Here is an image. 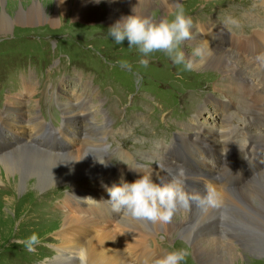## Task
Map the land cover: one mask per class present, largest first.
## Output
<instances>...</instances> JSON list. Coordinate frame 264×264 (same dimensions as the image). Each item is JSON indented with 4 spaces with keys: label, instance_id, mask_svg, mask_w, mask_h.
Returning a JSON list of instances; mask_svg holds the SVG:
<instances>
[{
    "label": "rangeland",
    "instance_id": "obj_1",
    "mask_svg": "<svg viewBox=\"0 0 264 264\" xmlns=\"http://www.w3.org/2000/svg\"><path fill=\"white\" fill-rule=\"evenodd\" d=\"M138 1L140 2V0ZM8 2L9 0H5L3 6L0 3V15L5 11L10 19H14L19 13L31 12L34 6H39L43 15L35 14L31 23L25 22L24 19L19 24L14 22L10 32L0 35V140L5 138L6 142L7 139L10 143L15 142V136L3 126V120L1 119L7 113L6 99L8 96L15 95L19 100H23L24 85L22 88L20 78H23L24 73L29 74L31 71V76H34L33 73L35 72L41 83V77L47 79V82L38 85L33 77L36 92L48 90L50 93L45 96V100L43 95L38 94L35 96L36 93H34L29 103L22 101V106L26 109L25 113L26 111L30 112L27 116L40 117L41 111L43 116L48 117L49 120L52 114L56 123L63 122L64 113L61 110V113L59 111V114H55L52 100L62 103L68 100L70 92L68 89L63 91L64 87L65 89L69 87L75 89V86L81 87V77L83 82L90 85V88H94V85L99 89V91L89 89L92 100L97 104L98 110L108 115L109 121L112 123H114L113 119L116 111L112 112L105 109L107 105L105 100L101 96L99 97V92L107 100L110 108L120 109L127 119L137 114H148L161 130H165L166 126L163 118L168 115L167 120L170 121L173 128H177L176 125L181 127L177 131L172 132V130H169L160 135L155 126L149 122L133 121L131 119L123 123L116 131L106 136L103 135L105 137L104 144L108 145V152L112 161L109 164L114 169H120L124 166V168L142 166V168H148L149 171H157L163 176L170 173L173 178L183 168L185 176L182 179L185 184L193 191L201 194L204 192H202L203 186L197 181L199 178L214 177L220 185H224L225 192H230L236 190L237 187L240 189V187L244 188L250 185L251 181L259 177L264 170V143L259 142L251 145L253 159H249L237 151L227 152L228 163L226 164L224 160L222 164H210L214 173L208 172L205 165L202 164L204 158L202 155L204 154L201 153L205 151V148L200 144L203 143L201 137L210 139L212 136L208 133L207 126L202 130H198L191 126L192 121L186 123L176 122L185 120L199 108L200 111L203 110V114L200 116L202 117V123L204 122L206 125H210V122L218 123L217 126L220 123V127L222 126L223 123L219 118L217 108L215 105L212 106L211 102L214 99L218 110L222 114L223 110H229V106H223V102L220 103L217 98L227 99L237 96L231 92H226V95H224L218 91H221L220 86L214 89L216 85L224 81L223 76L221 77L218 72H211V70L185 72L182 70V66H177L161 52L152 53L149 57H142L136 48L128 46L127 40L123 44H117L108 34L110 27L117 21H111L104 16L96 17L93 21L77 18L76 14L81 8H78L76 0H68L65 9L55 8L51 0H15L13 7H10ZM178 3L183 6L185 14L191 17L193 21L192 33L199 36L202 34L199 29L200 24H212L219 27L230 25L234 28V32L240 35L241 33H251L259 24L260 19L264 20V6L261 4V0H179ZM99 4L100 9L107 13L106 8L108 6H105L102 2ZM93 11L99 13L97 9ZM120 13H124V11ZM173 13L172 11L166 14L161 10L153 9L151 18L158 22L160 17H170ZM125 17L121 16V18ZM229 18L233 23L226 25L225 20ZM185 42L181 45V50L185 54L186 52L193 53L192 50L188 49V46H192L187 45ZM191 44L198 46L192 42ZM144 58L149 60L147 66L140 63V60ZM122 60H126L130 67L122 66L120 63ZM75 72L82 73L86 78L83 79L82 75L79 77ZM28 77H30V74ZM90 79L93 85L89 81ZM28 83L32 82H25V85ZM48 83L49 85L55 84V87L48 88ZM76 93L80 95L82 92L77 91ZM41 98L44 103L40 106L41 101L38 100H41ZM204 98L205 104L209 105L210 108L206 107L205 104L202 105ZM238 100H240V103L238 101L234 103L235 107L237 103L239 105L243 103L241 99ZM246 102L251 106V110L246 111V114L245 111L242 114L239 113L240 117L236 116V113L233 118L239 124H247L249 120L252 122L255 120V126H257L255 108H252L255 102L252 98H249ZM239 105L237 106L239 107ZM78 106H80V103L75 108L78 109ZM14 111L17 112V109H14ZM84 111L80 109V114ZM108 112L111 113V116ZM119 112H117L118 115H120ZM102 115V113H98L97 116L101 118ZM260 118L264 122V112H261ZM84 124L86 126L87 122ZM86 130L89 137L92 136L91 129L86 128ZM43 132L41 140L44 142L48 135L46 129ZM253 132L259 134V129L255 127ZM192 136L197 139L191 138ZM37 146L41 148V144H37ZM215 150L219 151V149ZM8 152L10 150H5L3 154ZM67 153L68 151H60L55 154ZM98 170V173H101L104 169L102 167ZM241 173L245 174L244 180L239 178ZM2 179L4 185L2 184L3 187L0 186V264H25V262L47 264L53 261L55 252L50 248L54 249V245L56 246L60 242L58 240V224L63 220L62 213L67 212L59 203L61 200H65L66 193L71 192L67 189L70 185L65 184L64 187L50 188L51 190L48 189L43 193L28 195L24 192L18 193L4 177ZM84 181L82 184H78L82 188L96 185L91 176L84 178ZM255 183H253V187ZM242 193L239 192L232 200L234 207L226 209L227 219L221 220L220 211L214 210L211 214L201 209L202 211L197 215L198 218H193V220L194 222L205 223L215 219L218 227L211 230V235L217 236L216 238L222 236L221 238L225 240L239 234L242 241L237 242L235 246L243 249V251H248V253H245L240 250L245 256L244 264H264V254L253 253L248 248L254 243L255 247L264 248V234L262 233V236H260L258 232H254V226L244 222L253 214L252 211L255 207L241 198ZM261 195L264 198V193ZM8 196L12 197L14 203L13 208L12 205L9 206L13 210L14 214L12 215L4 210L10 204L7 202ZM259 208L261 209V207ZM260 217L257 220H261ZM219 224H224L227 229L224 235L219 229ZM2 225L4 226L3 229L8 226L9 230L7 232L2 230ZM232 225L236 229H232ZM243 225L247 230L240 228ZM193 231H204V229L185 227L172 237L168 236L170 239L167 240L164 233L159 235L157 233L154 239H148V244L150 248L158 246L159 250L157 249V251L160 253H157L160 255L162 254L160 250L169 252L183 249L187 253L185 261L187 257L194 260L192 251L188 252L189 236L190 232ZM33 233L38 234L40 243L36 246L34 252H28L24 245L18 243V241L27 239ZM180 242L185 247L181 246ZM185 261L183 264H186Z\"/></svg>",
    "mask_w": 264,
    "mask_h": 264
},
{
    "label": "bare ground",
    "instance_id": "obj_2",
    "mask_svg": "<svg viewBox=\"0 0 264 264\" xmlns=\"http://www.w3.org/2000/svg\"><path fill=\"white\" fill-rule=\"evenodd\" d=\"M4 1L5 0H0L2 6ZM76 1L78 8H81L76 14L77 18L93 21L96 17L104 16L111 21H119L123 19L121 16L125 17L133 14L151 18L153 9L161 10L166 14L172 11L175 12L176 4L179 0H140V2L138 0ZM261 1V4L264 6V0ZM51 2L55 5V8L65 9L68 0H51ZM101 2L104 3L105 6H108V9L106 8L107 13L100 9L99 5L101 4L99 3ZM8 4L10 7H13L15 0H9ZM94 9H97L99 13H94ZM33 10L34 12H32ZM33 10L29 13H19L14 19H10L4 11L0 15V35H5L10 32L14 22L19 24L23 21L22 19H24L25 22L31 23L34 20L35 14L43 15L39 6H34ZM123 11L124 13H120ZM161 19H163V17H160L159 20ZM199 28L202 32L201 36L192 33V38L187 40L204 49V56L202 58L193 57L197 65L195 70H211V72H218L221 77L223 76L222 79H224V81L216 85L214 89L220 86L221 91H218L222 92L224 95H226V92H231L233 95L237 96L235 98H227L233 105L238 99H241L243 103L240 104V107L243 109H240L238 113L244 110L246 114V111L251 110V106L248 105L247 102L244 103V99L252 98L255 102L252 108H255L257 126L263 125L264 122L260 117L261 112H264V20L260 19L259 24L256 25L255 30L251 33L252 36L241 38H239L240 35L231 36L227 34V32L226 34H221L217 32L212 24H201ZM191 42L185 43L191 45L192 47L188 46V49L193 51L198 46L192 45ZM186 54L187 57L192 56V53L189 54L186 52ZM24 91L31 95L33 92L32 83L24 85ZM76 92L74 93V97L77 100L82 99L85 106L91 104V100H85L84 93L87 94V92H82L80 95ZM70 100H72V97ZM22 101L15 95L8 96L6 99L7 113L1 120H3L5 128L13 132L16 136V141L15 143H5V138L0 140V143H5V148L2 149L0 147V186L3 187L4 185L2 183V178L4 177V179L10 183V186H13L18 193L24 192V194L28 193L29 195L43 193L50 188L55 189L64 187L63 185L67 184L70 185L67 189L71 192L69 196L67 195L65 198L69 197L68 200H75V192L82 189L78 184H82V182H85L84 178L91 176L99 188L106 192L110 200L109 193L107 192L109 186L98 173L99 168H107L110 165L105 158L107 152L102 134L104 124L109 121L108 115L98 110L97 104H94L92 108L96 110L94 114L95 117H92L86 126L85 124L82 125V121L84 122L82 119L93 116L92 111L86 109L80 114V110H76L72 102L66 100L61 104L65 125H67V130L63 132V135L68 136L69 133H71V128H77L78 131L81 130V132L89 128L91 129L92 136L86 137L85 142L81 140L80 136H77L78 138L72 136L68 139L69 144H71L70 152L67 154H55L43 149L42 145L41 148L37 146L39 140L35 138L37 134L36 131L43 130V128L46 127V123L42 121L41 117L27 116L30 112L26 111L25 113L26 109L23 108ZM223 104V106H229L228 104ZM14 109H17V112L14 111ZM98 113L103 114L101 118H98ZM202 114L203 110L200 111L198 108L192 121H198ZM220 116L221 118H219L223 123L221 127L220 123L219 126H217L218 123L211 122L210 125L206 126L209 134L216 133L218 135V141L223 139V144L227 148H230L232 144H236L234 147L238 149L245 147L246 144H243L242 141L247 135V138L244 139V143H249V146L258 144L259 142L264 143V134L263 136L257 133L254 134L249 126L243 124L238 127L237 121L233 118L234 115L229 116V113L222 112ZM219 147L221 146L219 145ZM4 149H10V152L3 154ZM163 153L162 155H164ZM96 156H104L105 164L99 163ZM138 174L140 178L142 173L138 172ZM254 182L256 183L253 187ZM217 187L224 194L226 209L234 207L232 200L235 199L239 192H243L241 198L247 201L251 206L257 207L253 209V214L244 222L254 226V232L256 231L262 236V233L264 234V198H262L261 194L264 193V170L260 173L259 177L253 179L250 185L244 188L239 186L240 189L237 187L234 191L225 192L222 187ZM7 202L10 204L6 206L4 210L12 215L14 214L12 210L14 203L11 196ZM11 205L12 208L9 207ZM259 207H261L262 210ZM201 209L202 208L193 204L187 210H178L173 216L172 221L168 224L132 221L122 219L120 216L121 221H118L117 217H107L104 218L103 221H100L88 216H79L75 212L62 213L63 220H60L61 222L58 224V240L60 242H58L56 246L54 245L53 250L55 252V258L47 264H76L74 260L70 259V256L71 253L82 244L88 249L89 264H153L155 259L159 258L161 255L163 256L167 252L160 250L162 253L161 255L155 253L159 252L157 251L159 248L158 246H155L156 248H150L148 239H154L157 233L158 235L164 233L167 240L170 239L168 236L172 237L185 227L204 229V231L190 232L188 252L190 253L192 251V258H194V260L187 257L185 261L186 264H244L245 256L241 253L243 249L235 246L237 242L242 241L239 234H236L234 237L226 238L225 240L221 238L222 236L216 238L217 236L211 235V230L218 227L215 223V219L205 223L194 222L193 220V218H198L197 215L202 211ZM11 210L12 212H10ZM214 210L215 209H209L207 212L212 214ZM99 213H103V210ZM259 216H261V220H257ZM113 222H115L116 225L113 224ZM1 228L5 230V232L9 230L8 226L3 229L4 226L2 225ZM233 228L236 229L234 225H232V229ZM240 228L247 230L244 225L240 226ZM180 244L185 247L182 242H180ZM255 246L254 243L248 248L251 249L253 253L259 252V254H264V248H257ZM243 252L248 253L247 250ZM192 261L195 263H192Z\"/></svg>",
    "mask_w": 264,
    "mask_h": 264
},
{
    "label": "clouds",
    "instance_id": "obj_3",
    "mask_svg": "<svg viewBox=\"0 0 264 264\" xmlns=\"http://www.w3.org/2000/svg\"><path fill=\"white\" fill-rule=\"evenodd\" d=\"M135 12V9H134ZM229 18L225 24H231ZM193 21L185 14L181 4H176V10L170 17L154 21L150 17H143L137 14L129 15L117 21L108 30V34L117 44L128 41V46L136 48L142 57H149L152 53L161 52L168 56L174 64L182 66L185 72L196 69V61L193 57H203L204 49L196 47L191 57L181 50V45L192 38ZM122 66L130 67L126 60L120 61ZM144 66L149 60H140ZM99 163L105 164L104 156L97 157ZM132 169L142 172L143 175L132 183L113 184L107 188L114 212L122 219L132 221H143L152 223L168 224L178 210L189 209L193 204L204 211L215 209L220 211L221 220L227 219L224 194L216 185L206 184L203 194L189 192L186 190L185 171L181 168L176 176L170 181L164 182L159 177L155 182L150 172L143 170L142 166ZM86 202L96 201L91 197ZM24 245L28 252H34L40 243L38 234L33 233L27 239L18 241ZM187 253L183 249L169 251L163 256L155 259L153 264H183ZM76 264H89V253L85 245L76 248L70 256Z\"/></svg>",
    "mask_w": 264,
    "mask_h": 264
}]
</instances>
